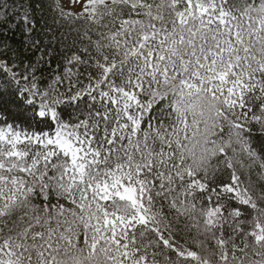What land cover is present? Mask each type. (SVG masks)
Wrapping results in <instances>:
<instances>
[{
  "label": "snow or ice",
  "instance_id": "6c2138e0",
  "mask_svg": "<svg viewBox=\"0 0 264 264\" xmlns=\"http://www.w3.org/2000/svg\"><path fill=\"white\" fill-rule=\"evenodd\" d=\"M0 264H264V0H0Z\"/></svg>",
  "mask_w": 264,
  "mask_h": 264
},
{
  "label": "trees",
  "instance_id": "16d2710c",
  "mask_svg": "<svg viewBox=\"0 0 264 264\" xmlns=\"http://www.w3.org/2000/svg\"><path fill=\"white\" fill-rule=\"evenodd\" d=\"M9 39L13 41L14 44H19V41L21 39V34L17 33L15 37L9 36Z\"/></svg>",
  "mask_w": 264,
  "mask_h": 264
}]
</instances>
